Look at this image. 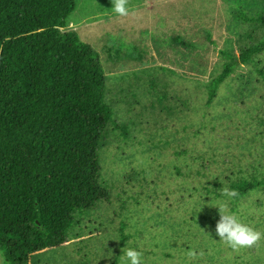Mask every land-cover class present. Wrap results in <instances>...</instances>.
Instances as JSON below:
<instances>
[{
  "label": "rangeland",
  "instance_id": "obj_1",
  "mask_svg": "<svg viewBox=\"0 0 264 264\" xmlns=\"http://www.w3.org/2000/svg\"><path fill=\"white\" fill-rule=\"evenodd\" d=\"M113 3L78 0L64 29L108 76L110 201L78 214L68 244L29 264H118L126 246L143 264H264V239L233 249L215 235L219 209L264 233V0H128L124 17ZM256 47L209 107L207 88L231 62L223 54L240 62ZM243 182L256 189L239 198L232 187Z\"/></svg>",
  "mask_w": 264,
  "mask_h": 264
},
{
  "label": "trees",
  "instance_id": "obj_2",
  "mask_svg": "<svg viewBox=\"0 0 264 264\" xmlns=\"http://www.w3.org/2000/svg\"><path fill=\"white\" fill-rule=\"evenodd\" d=\"M78 0H0V253L29 264L66 246L78 214L110 201L101 149L117 127L94 48L64 32ZM240 21L257 22L239 15ZM186 49L195 46L176 37ZM259 47L232 54L208 86V106ZM237 197L254 184L232 187ZM126 238H124L125 240Z\"/></svg>",
  "mask_w": 264,
  "mask_h": 264
},
{
  "label": "clouds",
  "instance_id": "obj_3",
  "mask_svg": "<svg viewBox=\"0 0 264 264\" xmlns=\"http://www.w3.org/2000/svg\"><path fill=\"white\" fill-rule=\"evenodd\" d=\"M112 10L115 14L124 17L131 13L128 0H114ZM232 196L236 194L231 193ZM220 210V220L217 222L215 235L220 241L226 242L233 249L256 246L264 233L245 225L235 214H224ZM123 254L118 258V264H143L142 252L135 248L125 247Z\"/></svg>",
  "mask_w": 264,
  "mask_h": 264
}]
</instances>
